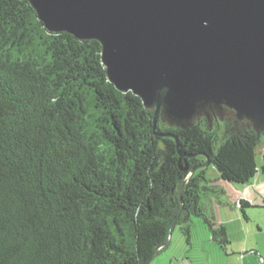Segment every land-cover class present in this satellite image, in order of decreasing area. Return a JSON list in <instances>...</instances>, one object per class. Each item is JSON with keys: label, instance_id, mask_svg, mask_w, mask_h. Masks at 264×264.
<instances>
[{"label": "trees", "instance_id": "trees-1", "mask_svg": "<svg viewBox=\"0 0 264 264\" xmlns=\"http://www.w3.org/2000/svg\"><path fill=\"white\" fill-rule=\"evenodd\" d=\"M100 49L49 31L27 0H0V264H148L176 225L190 237L191 215L229 242L196 180L181 188L175 141L158 138L153 109L108 80ZM204 125L201 116L163 129L158 117L155 128L206 153L221 179L249 182L264 138L221 140Z\"/></svg>", "mask_w": 264, "mask_h": 264}, {"label": "water", "instance_id": "water-1", "mask_svg": "<svg viewBox=\"0 0 264 264\" xmlns=\"http://www.w3.org/2000/svg\"><path fill=\"white\" fill-rule=\"evenodd\" d=\"M27 1L49 31L99 42L108 80L153 109L182 171L189 153L158 117L187 129L234 112L264 136V0Z\"/></svg>", "mask_w": 264, "mask_h": 264}, {"label": "rangeland", "instance_id": "rangeland-1", "mask_svg": "<svg viewBox=\"0 0 264 264\" xmlns=\"http://www.w3.org/2000/svg\"><path fill=\"white\" fill-rule=\"evenodd\" d=\"M263 149L264 140L256 150L257 171L247 183L215 180L214 169L207 171L217 190L202 196L203 211L211 221L223 222L229 242L222 248L211 239L204 218L191 215L190 237L176 225L167 246L148 264H264V175L259 168ZM241 199L250 204L239 208Z\"/></svg>", "mask_w": 264, "mask_h": 264}, {"label": "flooded vegetation", "instance_id": "flooded-vegetation-1", "mask_svg": "<svg viewBox=\"0 0 264 264\" xmlns=\"http://www.w3.org/2000/svg\"><path fill=\"white\" fill-rule=\"evenodd\" d=\"M161 124L163 129L167 127L168 123L161 119ZM169 126V125H168ZM211 132L214 138H220L224 140L226 138H233L236 136H246L247 133H253L258 137L264 138L262 132L255 131L251 125V123L245 119H238L234 112H228L222 116V118H215L212 122V125H204L202 127V133ZM166 137V136H165ZM158 138H164L158 136ZM202 139V136H200ZM189 155L185 156L184 160H182V164L186 163L187 169L185 170V176L182 181L181 188L188 183L192 178L196 180V197L198 202L202 203V196L208 194L209 192H214L217 188L213 187L214 184L212 180L207 175V171L211 168V161L209 156L202 152V151H195V152H187ZM178 161V159H177ZM191 170H193L191 172ZM221 179L216 175L215 180ZM214 181V180H213ZM203 186V189L201 188ZM212 187V188H211ZM217 197V196H215ZM181 199V193H180ZM213 240V239H212ZM222 247V246H221ZM223 248V247H222Z\"/></svg>", "mask_w": 264, "mask_h": 264}, {"label": "crops", "instance_id": "crops-1", "mask_svg": "<svg viewBox=\"0 0 264 264\" xmlns=\"http://www.w3.org/2000/svg\"><path fill=\"white\" fill-rule=\"evenodd\" d=\"M219 224H223V222H222V221H220V222H219ZM219 224H218V222H217V221H216V222H214V226H218Z\"/></svg>", "mask_w": 264, "mask_h": 264}]
</instances>
